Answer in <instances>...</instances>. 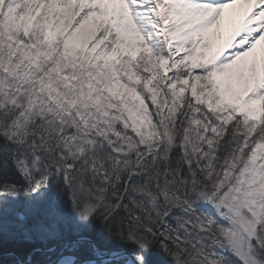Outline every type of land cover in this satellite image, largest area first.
<instances>
[{
    "label": "snow or ice",
    "instance_id": "1",
    "mask_svg": "<svg viewBox=\"0 0 264 264\" xmlns=\"http://www.w3.org/2000/svg\"><path fill=\"white\" fill-rule=\"evenodd\" d=\"M0 264H264V0H0Z\"/></svg>",
    "mask_w": 264,
    "mask_h": 264
}]
</instances>
